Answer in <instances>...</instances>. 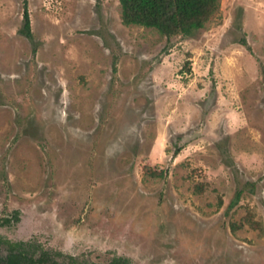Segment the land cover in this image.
Masks as SVG:
<instances>
[{
	"label": "rangeland",
	"instance_id": "rangeland-1",
	"mask_svg": "<svg viewBox=\"0 0 264 264\" xmlns=\"http://www.w3.org/2000/svg\"><path fill=\"white\" fill-rule=\"evenodd\" d=\"M26 7L31 39L0 0V239L55 264H264V0L169 38L119 0Z\"/></svg>",
	"mask_w": 264,
	"mask_h": 264
},
{
	"label": "trees",
	"instance_id": "trees-1",
	"mask_svg": "<svg viewBox=\"0 0 264 264\" xmlns=\"http://www.w3.org/2000/svg\"><path fill=\"white\" fill-rule=\"evenodd\" d=\"M23 1L21 33L31 39L29 14L26 0ZM121 7V22L125 26H140L156 30L166 38L181 35L191 36L195 31L203 28L204 24L218 9V0H119ZM244 45L245 42L242 41ZM160 176V173H150ZM7 224V220L0 221ZM6 253L0 255V264H55L49 257L41 253L33 258L22 242H8ZM110 264H127L121 259L112 260Z\"/></svg>",
	"mask_w": 264,
	"mask_h": 264
}]
</instances>
